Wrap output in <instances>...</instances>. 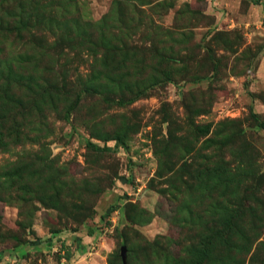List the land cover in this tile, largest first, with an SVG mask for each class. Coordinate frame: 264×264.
Segmentation results:
<instances>
[{
	"label": "rangeland",
	"instance_id": "374dc122",
	"mask_svg": "<svg viewBox=\"0 0 264 264\" xmlns=\"http://www.w3.org/2000/svg\"><path fill=\"white\" fill-rule=\"evenodd\" d=\"M263 58L264 0H0V264H264V129L251 117L264 123ZM196 125L220 133L188 169L213 168L223 147L224 203L244 199L224 244V225L198 217L213 202L159 175L164 139L171 159L190 153ZM19 175L27 189L11 185ZM36 193L62 201L26 202ZM92 229L101 239L80 253L16 240Z\"/></svg>",
	"mask_w": 264,
	"mask_h": 264
},
{
	"label": "trees",
	"instance_id": "16d2710c",
	"mask_svg": "<svg viewBox=\"0 0 264 264\" xmlns=\"http://www.w3.org/2000/svg\"><path fill=\"white\" fill-rule=\"evenodd\" d=\"M12 85L15 84L18 86H20L19 84L20 81H17V84L14 82V79L11 80ZM3 99H6V94L3 93ZM80 100V99H79ZM34 101V100H33ZM204 115V114H203ZM251 117L253 118V120L255 121V125L254 127H260L262 129H264V123L261 121V116L260 114L254 113L251 111ZM193 123V122H192ZM194 124V123H193ZM3 128V127H1ZM195 131H197V136H198V140L201 139L203 140L202 144L200 147H198V145H196V149L192 148L189 152H185L183 151L179 157L175 158V159H171V155H170V150L171 148L169 147V145L173 144L176 145L177 143L172 140L173 137L171 135V137L168 138V140H165L162 142V144L166 145L167 150L164 151L162 154L159 153V165H160V170H159V175L164 176V174H169L167 176L168 178V184L173 187L175 191H179L180 188H177L176 190V184L179 181V177H182V180L179 184L184 185V188L186 189L187 187L189 188V183H195L196 184V190L195 193L193 194H202L203 197H200V201L202 202H213L210 208L208 206V209H205L204 213H200L198 210V217H200L201 219H204L208 222V224L211 223V221L220 223L222 225H224L223 230L221 231V235L220 238L224 240L223 244L226 241V236L232 232V228L234 225V221L235 219L239 218L241 216V211L243 208V204H244V199L238 201V205L236 206L235 209H232V203L229 204H225L224 200L228 199V194L229 192H231V188L234 185V183L230 180V176L233 175L232 173V168H231V162L230 160L226 159L225 156L223 155V153L225 154V152H223V147H219L218 150L214 149L215 151H217V155H219L218 159L219 162L216 163V165L211 168L210 166L207 165H203V166H199L196 170L192 171L190 169H188V167L191 165L190 163L193 162L196 159V156H198V153H201L203 151V149H207V146L209 144L212 143V140L216 134L220 133L217 132L215 130H212L211 127L209 126H197L195 127ZM1 134V132H0ZM239 135V133L237 134V136ZM118 141H120V143L122 144V140L118 139ZM89 145H91L93 147V149H95L98 152H108L109 149L106 148H101L98 145H95L93 143H89ZM212 149V148H211ZM170 158L169 160V164L165 167L163 165L164 162H166V159ZM43 169H52V163H50L49 165H43ZM40 174V173H39ZM39 174H37L38 176H40ZM184 178V179H183ZM218 180L217 184H212V185H208L210 181H215ZM10 183V182H9ZM6 184H8V182H6ZM11 185L14 187H19V189L22 187V189H27L28 186H24L23 183L20 181V175L13 181H11ZM40 187V191L43 192V194H47L50 192V190L48 189V187L46 185H38ZM237 188L239 187V189L241 191H246L247 193H249L250 189L247 188L245 182L240 181L238 183V185H236ZM188 191V190H187ZM199 193H196L198 192ZM217 192H223L221 193L220 197H217L215 194ZM193 194L187 195V192L185 193V197L186 199L183 202L188 203L190 198H192ZM52 199V200H51ZM51 199H45L44 197H39V194H35L34 196H30L28 198V200L26 202H33V201H38V203L40 204H44V206H55V207H50L53 209H58V203L61 202L62 198L60 197L59 194H54L52 196ZM224 203V204H223ZM208 204V203H207ZM231 204V205H230ZM132 204H128L126 206L127 208V219L129 221V224L132 222L130 219V211L128 209V206ZM27 207H30L27 205ZM185 209H183L186 215V219L185 222L182 226V228L185 229V231L189 232L192 231L193 229L191 228V225L193 222V219L195 217V210L193 208V206L189 205V206H183ZM207 207V206H206ZM48 208V207H47ZM134 208V207H133ZM238 211H237V210ZM115 208H109L107 211V216H110L113 212H114ZM201 210V209H200ZM182 212V211H181ZM180 212V213H181ZM183 213V212H182ZM1 223V221H0ZM133 223V222H132ZM187 223L189 225H187ZM1 224H0V238H3V235L1 233ZM137 230V229H136ZM57 232H55L54 234H56ZM2 234V235H1ZM11 235L10 233H7L6 236ZM214 234H211L210 238L206 239L205 243L203 244V249L201 250V253H197L198 258H199V263H205L209 257H210V252H211V248L214 244V241L212 240ZM4 236V237H6ZM13 238H15V236H13ZM16 240L18 241L19 245L20 244H28V245H32V246H36L41 244V240L37 237L33 238L32 240L28 239L25 241L21 240V237H16ZM155 245V244H153ZM112 264V262L110 263Z\"/></svg>",
	"mask_w": 264,
	"mask_h": 264
},
{
	"label": "crops",
	"instance_id": "0c3cea01",
	"mask_svg": "<svg viewBox=\"0 0 264 264\" xmlns=\"http://www.w3.org/2000/svg\"><path fill=\"white\" fill-rule=\"evenodd\" d=\"M257 76L259 78V83L264 86V58L261 62V66H259ZM111 221L114 222L115 219ZM85 234L86 233H82V232L80 233L71 232L69 234L63 233L60 236H56V237L52 235H44L45 237L38 236L37 238H39L42 241L41 244L36 246L28 245L26 248L27 250L28 249L32 250V248H44V249L55 248L57 241L60 238H62L63 240H67L66 244L68 246L72 247L76 245V250L78 251L77 253L85 252L89 249V245L91 243L93 242L96 243L99 241V239H101V237H99L97 232L93 229L90 230L89 233H87V235ZM5 253H7V251H2V250L0 251V261Z\"/></svg>",
	"mask_w": 264,
	"mask_h": 264
},
{
	"label": "water",
	"instance_id": "95a60500",
	"mask_svg": "<svg viewBox=\"0 0 264 264\" xmlns=\"http://www.w3.org/2000/svg\"><path fill=\"white\" fill-rule=\"evenodd\" d=\"M123 259L125 260L126 257V248H123V254H122Z\"/></svg>",
	"mask_w": 264,
	"mask_h": 264
}]
</instances>
